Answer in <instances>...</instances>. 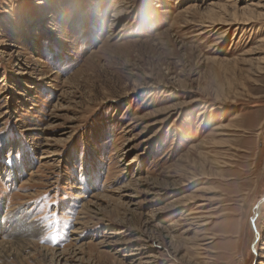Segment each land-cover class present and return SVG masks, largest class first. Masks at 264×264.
<instances>
[{"label": "rangeland", "instance_id": "1", "mask_svg": "<svg viewBox=\"0 0 264 264\" xmlns=\"http://www.w3.org/2000/svg\"><path fill=\"white\" fill-rule=\"evenodd\" d=\"M0 264H264V0H0Z\"/></svg>", "mask_w": 264, "mask_h": 264}, {"label": "bare ground", "instance_id": "2", "mask_svg": "<svg viewBox=\"0 0 264 264\" xmlns=\"http://www.w3.org/2000/svg\"><path fill=\"white\" fill-rule=\"evenodd\" d=\"M115 15V14H114ZM121 15V14H120ZM260 211V207H258V210H257V212H259ZM196 212V211H195ZM259 234V233H258ZM30 243V242H29ZM16 245H18V246H20V248H18L19 249V251H21V252H24L25 251V249L26 248H28L27 246L28 245H26V242H16ZM3 246V245H2ZM5 249L4 250H2V248H1V250H2V252H5L6 254L8 253V251L6 250V248L8 247H6V246H3ZM31 247V246H30ZM3 254V253H2ZM10 254V253H9Z\"/></svg>", "mask_w": 264, "mask_h": 264}]
</instances>
